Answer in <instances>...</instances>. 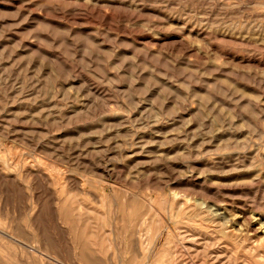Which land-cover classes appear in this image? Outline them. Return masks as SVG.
<instances>
[{
    "label": "rangeland",
    "instance_id": "rangeland-1",
    "mask_svg": "<svg viewBox=\"0 0 264 264\" xmlns=\"http://www.w3.org/2000/svg\"><path fill=\"white\" fill-rule=\"evenodd\" d=\"M261 240L264 0H0V264H264Z\"/></svg>",
    "mask_w": 264,
    "mask_h": 264
},
{
    "label": "bare ground",
    "instance_id": "bare-ground-1",
    "mask_svg": "<svg viewBox=\"0 0 264 264\" xmlns=\"http://www.w3.org/2000/svg\"><path fill=\"white\" fill-rule=\"evenodd\" d=\"M201 206V205H200ZM203 206V205H202ZM206 211V210H205ZM215 214V213H214ZM199 215V214H198ZM145 220V219H144ZM143 220V221H144ZM205 220V219H204ZM146 221V220H145ZM147 222V221H146ZM144 225H145V222H144ZM259 244H261V245H263L264 244V240H261L260 242H259ZM31 250V249H30Z\"/></svg>",
    "mask_w": 264,
    "mask_h": 264
}]
</instances>
